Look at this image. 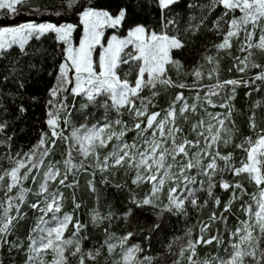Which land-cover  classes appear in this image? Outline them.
<instances>
[{
	"label": "snow or ice",
	"instance_id": "6c2138e0",
	"mask_svg": "<svg viewBox=\"0 0 264 264\" xmlns=\"http://www.w3.org/2000/svg\"><path fill=\"white\" fill-rule=\"evenodd\" d=\"M28 3L29 0H0V11L14 17ZM152 4L155 20L149 25L146 0H116L114 5L101 4L99 0H66L64 6L75 10L83 25L78 46L72 43L76 27L72 23L30 20L0 26V109L8 112L4 97L22 100L32 84L42 82L44 74L54 80L46 89L47 130L41 131L28 151L15 154L10 151L12 135H5L8 121H0V136L5 137L0 139V145L9 149L0 156L8 161L7 167L0 165V248L7 246L9 254L13 250L23 251L26 256L23 264H99L98 258L105 248L112 257L118 246L121 251L111 264H184L185 261L186 264H213V261L264 264V115L259 122L254 111L247 117L252 135L234 144L244 153L238 162L233 159L232 151H222L240 133L233 118L234 105L230 103L237 88H250L256 81L264 84V63L253 59V49L264 53V0H209L207 5H199L200 15H189L183 26L181 0H152ZM184 7L191 10L197 5L186 2ZM217 9L219 13L208 28L205 23L208 14ZM105 28H126L127 34L123 38L112 35L104 47L101 41ZM202 28L221 37L212 45L215 55L203 57L213 67L205 74L203 64L194 66L191 83L173 80L168 74L169 66L180 75L184 68L182 59L197 51L201 43ZM45 36L63 45L60 61H56V53L32 44ZM234 41L236 50L243 55H233ZM97 45L102 48L98 63L93 58ZM129 46L133 50L125 53ZM221 52L232 58L228 71L234 68L244 75L221 80L220 59H217ZM49 58L52 64L47 67ZM121 65L129 67L122 69ZM252 69L258 71L248 76ZM205 75L209 80L215 76V82L204 84ZM12 88L15 91H5ZM169 89H187L192 102L189 103L183 91H177L167 106L161 108L158 98ZM201 89H206L203 95ZM221 92L226 94L222 101L212 99ZM77 97L79 109H76ZM30 99L35 102L38 97L33 95ZM206 105L218 106L226 112H210ZM92 109L103 112L97 114ZM17 110L19 115L27 111L23 103L17 105ZM199 110H203L202 114ZM124 115L131 124L123 119ZM129 132L134 133L130 141L126 139ZM57 149H60L59 160L54 159ZM77 156L81 157L78 161ZM120 170L125 176L132 173V185L149 186L142 197H137L126 182L110 179ZM81 171L89 173L87 186L93 193L97 192V171L101 174V184H111L118 191L128 188L132 206L123 211L122 218L132 230L117 236L105 228L102 244L84 246V241L89 239L85 234L87 225L74 215L81 207V201L76 198L79 188L76 177ZM241 176L258 189V197L250 194L256 208L241 205L248 219L240 222L242 227L230 232V247H225V255L218 252L212 260H202L198 246L221 243L219 229L212 234V226L220 221L227 227L228 217L224 213L230 212L233 202L247 194L241 180L235 179ZM29 180L34 189L26 186ZM217 185L231 192L219 215L213 210L206 222L198 221L197 235H193L190 227L184 236H173L163 244L161 251L148 254L152 240L164 232L171 216L187 217L189 206L200 211L209 199L214 209L219 208L222 202L214 193ZM63 188L73 190L71 212L64 211ZM201 192L206 194L202 202L197 195ZM29 194L34 199L29 200ZM24 206L33 210L34 223L28 224L23 239L17 235L9 240L29 219ZM114 216L112 211L106 214L95 208L90 211L91 223L96 227L105 220L111 227ZM70 224L71 232L66 236ZM137 235L144 242L143 247L130 243L129 238ZM48 256L51 259H46Z\"/></svg>",
	"mask_w": 264,
	"mask_h": 264
},
{
	"label": "trees",
	"instance_id": "16d2710c",
	"mask_svg": "<svg viewBox=\"0 0 264 264\" xmlns=\"http://www.w3.org/2000/svg\"><path fill=\"white\" fill-rule=\"evenodd\" d=\"M66 0H29L27 7H21L24 9L30 10L27 11H20V15L12 16V15H5L0 14V26H10L16 23H25L28 21H35V22H51V23H72L75 24V30L73 34V41L75 45H79V40L83 35V25L79 22V16L75 10L67 9L65 5ZM83 2V0H82ZM101 4H112L114 5L116 0H99ZM148 4V9L146 13V19L149 25H151L155 20V5L152 4V0H146ZM186 2H191L197 5L194 9H187L184 7ZM209 0H181V7L180 11L183 15V19L181 21V26H183L184 21L188 19L189 15L199 16L201 13L199 5H207ZM20 8V9H21ZM38 9V11L34 10ZM57 12H60V15H57ZM219 13V9L215 10L208 14V19L205 21L208 28H211V22L216 18V15ZM145 18V14H142V19ZM119 35L121 38L126 36L127 30L126 28H117L115 30L107 31L103 42L104 44L107 43V39L111 35ZM202 40L201 43L197 46V51L186 54L185 58L182 59V64H184V68L181 71V77H188L190 78L192 69L194 66L198 64H205L206 61L203 60L205 55H215L216 50L212 47L213 43L218 42L221 37H218L214 31H208L205 28L201 30ZM32 44L34 46H40L42 48L47 49L49 52L56 53V61H60L62 59L60 53L62 44L58 45L56 42L50 38V36H45L41 39V41H33ZM220 56H224L221 52ZM219 56V57H220ZM99 52L96 51L94 60L98 61ZM230 60V59H229ZM261 63H264V55L259 59ZM38 61V58H37ZM226 63H228V59L224 61V65L226 67ZM52 64L51 59H48L46 64L47 67H50ZM128 65H123V69H127ZM171 68V67H170ZM228 68V67H227ZM226 68V69H227ZM171 71V69H170ZM258 69H253L250 71L249 75H253ZM172 73V72H171ZM184 73H188L185 75ZM232 73V72H231ZM135 74V69L133 70V75ZM173 74V73H172ZM237 76H241V74L237 73L236 70L233 71L231 75L225 76V79L234 78ZM174 80H177L176 76H173ZM129 79H132L130 77ZM54 82L52 77H48L46 74L43 75V80L39 84H32L24 95V98L21 100L17 97L13 100L12 97H4L3 103L8 108V112H4L3 109H0V121L7 120L8 127L5 130V135H12L11 141V149L10 151L15 154L17 151L24 152L28 151L33 144L37 142L39 139L40 133L42 130H47V126L44 123L46 119V112H47V100L49 99L48 93L46 91L47 87H49ZM257 85L259 88L257 90ZM170 92L176 93L180 91L179 89H169ZM5 91H15L14 88L12 89H5ZM246 93H248L246 95ZM37 96V101H32L30 99L31 96ZM175 95V94H174ZM69 102H71V96H69ZM161 108L167 106V98L164 95H160L159 97ZM79 102L80 98L77 97L76 109H79ZM23 103L26 107L27 111L19 115L17 110V105ZM234 105V112L233 118L236 121L237 127L240 129V133L235 136L234 143L230 144L228 147L223 149L224 152H233V159L235 161H239L244 153L240 149H236L234 147L235 143H239L244 136L252 135L249 132L247 127V117L252 114L254 111L257 115V120L259 122L260 116L264 115V84L260 81H256L255 85L250 86V88H245L240 86L237 90V95L232 103ZM92 111L96 112L97 114H102L103 109L97 110L92 109ZM125 118H129L127 115H124ZM93 123L95 121H92ZM230 126V125H229ZM4 136H0V139H4ZM9 149L5 145H0V156H3L7 153ZM131 175L129 173L128 176L123 174V170L117 171L116 176L113 178L110 176V179H114L116 183H120L121 181L126 182L128 188H131L137 197H142L145 192L148 190L149 186L147 184L141 185L137 187L132 185L131 183ZM100 178L95 179L97 192L93 193L89 191L87 186V180L85 176H82L79 179V188L76 191V198L78 201H81V207L77 210L74 215L77 216L82 223L87 225L85 234L89 237L88 240L84 241V246L86 248H90L95 246H99L103 243L104 240V229L108 228V231L116 233L117 236L124 235L126 231L132 230L130 226H126L124 224L122 213L127 208L132 206L128 197L130 195L128 188H125L121 191L115 189L111 184H101ZM230 179L232 177L230 176ZM235 179H240L241 182L244 184L245 189L250 194H254L258 192L257 187L254 184H251L247 181L246 178L243 176L236 177ZM26 186H29V183H25ZM55 188V185L53 186ZM72 189L66 188V200H67V210L72 211ZM215 195L219 196L221 199V205L219 208L213 207V202L209 204L208 207L204 208L200 213H197L195 210L191 211L188 209V216H171L167 222V226L163 233H161L158 237L152 240V250L148 254H155L158 251L162 250L163 244H167L169 240L173 236H183L184 233L188 228L194 229V236L199 233L198 223L195 224L196 218L203 221H207L208 216L210 213L215 210L217 215H219L220 210L223 207V203L226 202L231 195L230 191H225L221 189L218 185L214 188ZM29 200L34 199V197L29 195ZM98 209L101 214H106L109 211L115 213L111 221V227H109V221L105 220L102 225L99 227L93 226L90 220V211L92 209ZM239 203L232 205V209L230 212H225L224 215L228 217L227 220V227L224 223L217 221L211 229L212 234H216L217 229L220 232V239L221 243L219 247H217L216 242L214 241L212 245L209 246H198L197 251L199 253V257L203 260L205 258L209 259L212 258V255L217 251H220L223 246L229 241L230 239V228L232 229L233 224H237L240 219H246L244 213L238 210ZM25 212L28 211L29 219L24 223V227L21 228L16 235L9 236V240L16 239V236H20L22 239L26 236L27 233V226L29 223H34V219L32 218V211L31 209L24 206L23 209ZM192 227V225H194ZM130 243H137L144 246V242L142 241L141 237L137 235L135 238H129ZM28 241L24 240V246L26 248ZM174 250H176L174 248ZM119 251L115 252V255L109 257L107 255L106 248L103 250V255H101L99 259V264H111L113 259L118 258ZM143 255V254H141ZM24 259H26L25 253L23 251L16 252L13 250L11 254L7 251V246L0 248V261H3V264H23ZM186 264V261L184 262Z\"/></svg>",
	"mask_w": 264,
	"mask_h": 264
},
{
	"label": "rangeland",
	"instance_id": "374dc122",
	"mask_svg": "<svg viewBox=\"0 0 264 264\" xmlns=\"http://www.w3.org/2000/svg\"><path fill=\"white\" fill-rule=\"evenodd\" d=\"M20 11H27V12H30V10H28V9H24V8H21ZM0 14H3V12L0 11ZM74 30H75V29H74ZM74 30H73V33H72V43H73V46H78V45H75V44H74V41H73ZM109 30H115V29L105 28V29H104V37H105L107 31H109ZM113 35H115V34H113ZM111 36H112V35H111ZM111 36L109 37V39L111 38ZM103 39H104V38H102L101 43L104 45V47H106V46H107V43L104 44ZM233 44H234L233 49H232L233 55H237V56L243 55L242 53H240V52H238V51L236 50L235 41L233 42ZM101 50H102L101 46H100V45H97V46L94 48V50H93V58L95 57V53H96V51L100 52ZM132 50H133L132 47L129 46L128 48L125 49V53H127V52H129V51H132ZM253 52H254L253 59H256V60L260 61L259 59L264 55V53H262V52H260V51H258V50H255V49H253ZM222 53H223V52H222ZM223 54H224V53H223ZM122 55H123V54H122ZM220 57H221V56H220ZM220 57H217V59H220L219 78H220L221 80H223V79H225V76H227V75H231V74L233 73V71H235V69L233 68V70L231 71L232 73L228 71V69L232 66V58H231L230 56H226V55H224V56H222V59H221ZM126 58H127V57L125 56V59H126ZM227 59H228V63H226V67H225V66H223V65H224L223 63H224V61H226ZM229 59H230V60H229ZM97 63H98V61H97ZM203 66H204V67H203V72H204L205 74L207 73V71H208L211 67H213V65H212V64H209L207 61H206L205 64H203ZM122 67H123V65H121V68H122ZM170 67H171V66H169V72H168V74H169V76H171V78H172L173 80H174L173 76H176L177 80H178V79H181V80H184V81L187 82V83H191L192 80L194 79L193 76H191L190 78H188V77H181V76H180L181 73H180V75L178 76V75H177V71H176V69L173 68V67H171V68H170ZM227 67H228V68H227ZM226 68H227V69H226ZM122 69H123V68H122ZM170 69H171V71H170ZM252 70H253V69H252ZM252 70H251V71H252ZM171 72H172L173 74H172ZM239 74L244 75V74H242V73H239ZM249 74H250V73L248 72L247 75L250 76ZM130 77H131V76H130ZM130 77H129V78H130ZM215 79H216V77L213 76V79H212V80H209V79L207 78V75H205V76H204V79H203L202 82H203L204 84L214 83V82H215ZM227 87L230 88L231 86H227ZM238 88H239V87H238ZM238 88H237V90H238ZM179 90H180V91H183L184 94H185V96L189 97V103H191V102H192V98H191V96H190L188 90H187V89H184V90L179 89ZM237 90H236V93H235V97H236V95H237ZM200 91H201V95H203V92L206 91V89H201ZM146 93H147V90H145V94H146ZM174 94H175V93H174V92H170V90H168L167 92H163V91H162V93H161V95L166 96L167 101L169 100L170 97H171V98H174ZM225 95H226L225 92H221V94H220L219 97H212V99H214V100L220 102V101H222L223 98H225ZM235 97H234V99H235ZM234 99H233L232 101H230L231 104L233 103ZM158 100H159V98H158ZM159 105H160V107H161L160 100H159ZM206 107H207V110L210 111V112H217V111H219V112H226V109H221V108H219L218 106H217L216 108H213V107H211V106L206 105ZM97 110H100V109H97ZM152 110H157V109H152ZM199 111H201V114H202V111H203V110H199ZM197 118H198V117H197ZM123 119L126 120V121H128L129 124H131V120H130V118H125V117L123 116ZM133 134H134V133H132V132L127 133L126 139H128V140L130 141V139H131V137H132ZM63 147H64V145H61V148H63ZM110 147H111V142L109 143V148H110ZM223 149H225V148H222V150H223ZM101 151H102V153H103L104 151H106V149L101 150ZM50 158H51V157H50ZM101 158H102V157H101ZM54 159H56V160L61 159V157H60V149H57V150H56V155H55ZM76 159H77V161H78V160L81 159V157L77 156ZM0 165H3V166H5V167H7V166H8V161H7L6 159H0ZM227 175H229V179H230V174H227ZM82 176H85V177H86V180H88L89 178H91L90 175H89V173H86V172L81 171V172L78 174V176L76 177V178L78 179V181H79V179H80ZM99 177H101V174L97 171L96 176H95V179H97V178H99ZM38 179H39V177H38ZM71 179H72V176L69 175V180H71ZM26 182L29 183V186H28V187H31V188H33V189L35 188V185L33 184V182H32L31 180L26 181ZM26 182H25V183H26ZM53 186H54V184L52 185V188H53ZM205 187H206V185H205ZM65 189H66V188H63L62 191L64 192V195H65V198H66V192H65ZM50 190H51V189H50ZM237 192H239V190H237ZM246 192H247V194H245V195H243L241 198L235 200V201L233 202L232 205H234V204H236V203H239V208H238V210L241 211L242 213H244L245 218L248 219V215L245 213V211L243 210V208L241 207V205H244V206H249V205H250L253 209H255V208H256V201L253 200V199L251 198V195H250V193H248L247 190H246ZM255 194H256L257 197H258L259 192H256ZM0 195H2V194H0ZM29 195H30V194H29ZM197 195L200 197L201 202L203 201V199H204L205 196H206V194H205V193H202V192H201V193H197ZM66 199H67V198H66ZM66 199H65V202H64V211L71 212V211L67 210V200H66ZM211 202H212V200L209 199L208 205L205 206V207H203L202 209H200V211H197L196 209L192 208L191 206H189L188 209H190L191 211L195 210L197 213H200L204 208L208 207L209 204H210ZM231 209H232V206H231ZM27 213H28V211H27ZM246 219H240V218H239V221L237 222V224H233V225H232L233 227H232V229L230 228V231H234L235 228H236L237 226L242 227V225H241L240 222L243 221V220H246ZM198 220H199V219L196 218V222H195V224L198 223ZM195 224L192 225V227H194ZM198 227H199V223H198ZM71 228H72V226H71V224H70V225H69V231H67V232L65 233L66 236H67V235H70ZM184 234H185V233H184ZM193 235H194V229H193ZM183 236H184V235H183ZM230 239H231V236H230ZM230 239H229V240H230ZM129 246H130V245H129ZM217 247H219V245H218ZM225 247H230V245H229V241L225 244V246L222 247V249H221L220 251H217V250H216V252L214 253V255H212V258H213L215 255H217L218 252H219L220 255H225V252H224ZM176 250H177V249H176ZM116 251H119V253H120L121 249H120L119 246L115 249V252H116ZM212 258H209V260H212ZM46 259H51V257L48 256V257H46ZM213 264H215L214 261H213Z\"/></svg>",
	"mask_w": 264,
	"mask_h": 264
}]
</instances>
